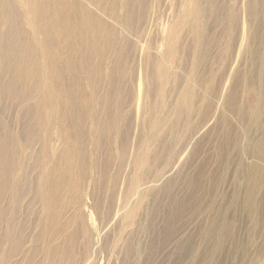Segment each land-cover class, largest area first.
Here are the masks:
<instances>
[{
    "label": "bare ground",
    "instance_id": "bare-ground-1",
    "mask_svg": "<svg viewBox=\"0 0 264 264\" xmlns=\"http://www.w3.org/2000/svg\"><path fill=\"white\" fill-rule=\"evenodd\" d=\"M262 3L0 0V264H264Z\"/></svg>",
    "mask_w": 264,
    "mask_h": 264
},
{
    "label": "rangeland",
    "instance_id": "rangeland-1",
    "mask_svg": "<svg viewBox=\"0 0 264 264\" xmlns=\"http://www.w3.org/2000/svg\"><path fill=\"white\" fill-rule=\"evenodd\" d=\"M262 4H264V0H263V3ZM264 9V5L262 6V10ZM263 12H264V10H263ZM153 40H155L154 38H153ZM263 40H264V37H263ZM264 45V44H263ZM263 55H264V53H263ZM245 64H243V66L241 67L242 69H246L245 67L246 66H244ZM248 102H246V99L244 100V102L249 106V105H251V106H254V108H256V112H258V114L256 115V121H255V125L256 126H259V127H264V106H262V107H260V103H259V97H256V96H254L253 94H249L248 95ZM260 115V116H259ZM257 123V124H256ZM259 124V125H258ZM261 125V126H260ZM254 128H255V126H254ZM238 157L240 158V159H245L246 158V156H245V152H242L241 154H239L238 155ZM245 157V158H244ZM263 162H264V160H263ZM186 169L187 168H189V167H185ZM184 168V169H185ZM237 169H238V166H237V164H235L234 166H233V168H232V172H233V174L232 175H230V177H229V180L228 181H226V182H223L222 183V186H220V189H221V191L223 192V194L224 195H222L224 198H226V199H224L225 201L228 199V195H230V191H231V180L234 178L233 177V175L237 172ZM263 169H264V164H263ZM234 170V171H233ZM232 176V177H231ZM231 186V187H230ZM238 186V185H237ZM226 188V189H225ZM161 213H166L165 212V210H163V211H161L160 210V214ZM159 214V215H160ZM228 216H229V218H230V220L232 221V223L234 224V227L235 228H237L238 226H239V216H238V214L237 213H235V212H231V213H228L227 214ZM234 215V216H233ZM163 216V215H162ZM236 216V217H235ZM161 216H158V219L160 218ZM234 217V218H233ZM157 219V218H156ZM234 219V220H233ZM133 228V227H132ZM131 228V230H133ZM128 229V228H127ZM185 229H186V227H185ZM188 230H190L189 228L188 229H186L185 230V232L187 231L188 232ZM236 232H237V236H239V227H238V231H237V229H236ZM134 233H135V236L138 238V236H137V233L134 231ZM181 237H177L175 240L177 241L178 239H180ZM137 243V242H136ZM173 245H174V243H172L171 244V242L170 243H168L167 245H166V248L164 249V250H162L161 252H159L160 253V256H161V254L163 255V254H165L166 252H170L171 251V248H173ZM250 250V249H249ZM252 250V249H251ZM250 252V251H249ZM251 254V253H250ZM159 256V257H160ZM157 257H158V254H157ZM158 257V258H159ZM104 258H107V255L105 254V253H102L100 256H99V261L102 263V264H105V260L106 259H104ZM233 259V262H227V263H225V264H242L241 263V261H240V258H238V257H233L232 258ZM104 260V261H103ZM263 260H264V256H263Z\"/></svg>",
    "mask_w": 264,
    "mask_h": 264
}]
</instances>
